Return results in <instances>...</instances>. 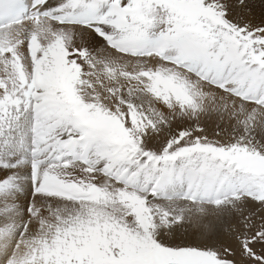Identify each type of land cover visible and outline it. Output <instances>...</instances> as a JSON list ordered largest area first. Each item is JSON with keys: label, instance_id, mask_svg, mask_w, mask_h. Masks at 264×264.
Segmentation results:
<instances>
[{"label": "snow or ice", "instance_id": "6c2138e0", "mask_svg": "<svg viewBox=\"0 0 264 264\" xmlns=\"http://www.w3.org/2000/svg\"><path fill=\"white\" fill-rule=\"evenodd\" d=\"M0 264H264V0H0Z\"/></svg>", "mask_w": 264, "mask_h": 264}]
</instances>
